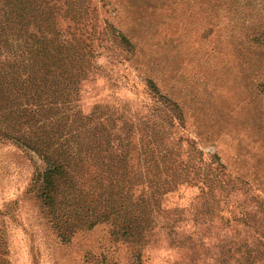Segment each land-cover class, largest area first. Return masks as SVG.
Segmentation results:
<instances>
[{"label":"rangeland","instance_id":"obj_1","mask_svg":"<svg viewBox=\"0 0 264 264\" xmlns=\"http://www.w3.org/2000/svg\"><path fill=\"white\" fill-rule=\"evenodd\" d=\"M38 6L40 30L74 39L70 52L85 70L75 90L86 114L96 105L139 112L150 100L151 80L184 117L174 138L156 145L153 158L192 164L197 151L216 155L231 177L248 182L264 201V0H39ZM112 30L126 36L133 54ZM40 169L32 154L0 142V264H87V255L96 263L131 264L132 247L113 240L104 225L59 242L32 189ZM141 191L135 196H144ZM199 195L197 186L184 183L162 204L189 209ZM259 223L264 229V220ZM221 236L203 233L199 264H216ZM142 259L194 264L165 243Z\"/></svg>","mask_w":264,"mask_h":264},{"label":"trees","instance_id":"obj_2","mask_svg":"<svg viewBox=\"0 0 264 264\" xmlns=\"http://www.w3.org/2000/svg\"><path fill=\"white\" fill-rule=\"evenodd\" d=\"M38 1L0 4V142L41 163L32 189L59 242L69 244L78 233L104 225L113 240L132 247L131 264H144L145 251L157 243L199 264L203 233L214 231L223 240L216 264H264V201L249 183L201 151L192 164L153 158L156 145L173 139L184 117L151 80L150 100L139 112L96 105L86 114L75 90L85 70L70 52L74 39L39 29ZM112 32L133 54L126 36ZM185 146L194 150L188 139ZM184 183L200 194L190 208L163 207V198ZM139 188L144 196L136 197ZM217 193L224 210L217 208ZM92 259L87 255L85 262L114 264Z\"/></svg>","mask_w":264,"mask_h":264}]
</instances>
